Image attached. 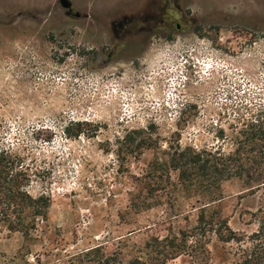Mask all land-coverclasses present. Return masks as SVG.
I'll return each instance as SVG.
<instances>
[{"label":"rangeland","instance_id":"obj_1","mask_svg":"<svg viewBox=\"0 0 264 264\" xmlns=\"http://www.w3.org/2000/svg\"><path fill=\"white\" fill-rule=\"evenodd\" d=\"M68 1L0 0V151L49 198L30 238L0 229L1 261L68 264L98 245L124 261L227 264L214 233L196 230L207 198L162 161L177 146L229 153L264 117V0ZM220 187L221 216L249 233L264 186ZM180 232L185 253H156L154 239Z\"/></svg>","mask_w":264,"mask_h":264},{"label":"trees","instance_id":"obj_2","mask_svg":"<svg viewBox=\"0 0 264 264\" xmlns=\"http://www.w3.org/2000/svg\"><path fill=\"white\" fill-rule=\"evenodd\" d=\"M65 131L69 135L68 127ZM239 134L234 150L229 153L220 149L213 151L177 146L168 153L162 166L166 167V172H177L180 187L187 196L207 198L208 202L199 209L196 230H200L203 236L206 232L214 233L216 241L221 243V256H231L227 264H264V207L249 213L250 224H253L249 233L232 229L216 207L222 199L220 184L224 180L237 177L251 192L264 186V117L250 119ZM20 162L21 159L13 153L0 151V229L9 233L18 232L28 239L37 228L38 220L46 218L49 198L44 195L34 197L29 193L27 187L31 174ZM160 169V164L155 163L151 177L162 178V173L159 175L157 172ZM167 178L169 182V174ZM189 236L180 232L163 241L154 239L156 253H162L170 260L178 257L191 246ZM193 242L201 244V240ZM208 243L209 240L203 242L204 247ZM24 256L18 254L15 259L23 260ZM24 263L32 264L28 261ZM0 264H4L1 259ZM68 264L150 263L140 257L124 261L120 251L107 253L102 246L96 245L71 256Z\"/></svg>","mask_w":264,"mask_h":264},{"label":"water","instance_id":"obj_3","mask_svg":"<svg viewBox=\"0 0 264 264\" xmlns=\"http://www.w3.org/2000/svg\"><path fill=\"white\" fill-rule=\"evenodd\" d=\"M60 3L62 5V7H64V8L70 7V2L68 0H60Z\"/></svg>","mask_w":264,"mask_h":264},{"label":"flooded vegetation","instance_id":"obj_4","mask_svg":"<svg viewBox=\"0 0 264 264\" xmlns=\"http://www.w3.org/2000/svg\"><path fill=\"white\" fill-rule=\"evenodd\" d=\"M147 5H148V6L150 7V9H151V0H148V1H147ZM149 7H148V8H149Z\"/></svg>","mask_w":264,"mask_h":264}]
</instances>
